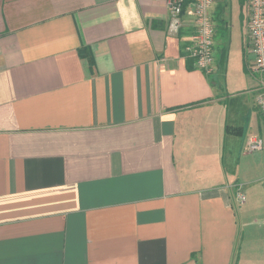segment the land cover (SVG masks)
<instances>
[{"label":"crops","instance_id":"0c3cea01","mask_svg":"<svg viewBox=\"0 0 264 264\" xmlns=\"http://www.w3.org/2000/svg\"><path fill=\"white\" fill-rule=\"evenodd\" d=\"M167 23L163 0H0V264H264V117L184 53L189 4Z\"/></svg>","mask_w":264,"mask_h":264},{"label":"built area","instance_id":"2783aa9c","mask_svg":"<svg viewBox=\"0 0 264 264\" xmlns=\"http://www.w3.org/2000/svg\"><path fill=\"white\" fill-rule=\"evenodd\" d=\"M168 12V32L177 33L182 26L184 4H189L193 15V30L182 46L186 56L207 74L216 70L213 51L214 23L211 6L218 0H163ZM244 23L245 51L249 58V71L257 84L251 89L258 112L264 116V0H246ZM248 151L264 148V138L250 136L245 142ZM236 199L243 202L244 194L237 189Z\"/></svg>","mask_w":264,"mask_h":264},{"label":"rangeland","instance_id":"374dc122","mask_svg":"<svg viewBox=\"0 0 264 264\" xmlns=\"http://www.w3.org/2000/svg\"><path fill=\"white\" fill-rule=\"evenodd\" d=\"M246 5V0H221V6L218 9L221 11L219 15L221 19L214 20L213 53L216 71L211 73V75L219 76L228 114L231 112L230 114L237 118L240 125L248 123L247 114L255 111L252 108L251 89L257 84L255 77L249 71V58L245 51ZM232 109H236L234 114ZM260 122L262 123V119ZM242 152L243 147L238 146V150L233 153L234 158L241 157L243 162L246 159L256 160L258 157L257 153H250L245 157ZM259 177L262 178V175ZM262 182L264 183V180ZM262 185L264 184L259 182V186Z\"/></svg>","mask_w":264,"mask_h":264},{"label":"trees","instance_id":"16d2710c","mask_svg":"<svg viewBox=\"0 0 264 264\" xmlns=\"http://www.w3.org/2000/svg\"><path fill=\"white\" fill-rule=\"evenodd\" d=\"M220 14H221V11H218L216 15L214 16V20H216L217 18L221 19V17L219 16Z\"/></svg>","mask_w":264,"mask_h":264}]
</instances>
